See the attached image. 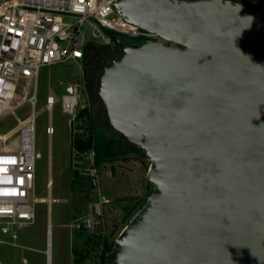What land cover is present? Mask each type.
<instances>
[{"label":"water","instance_id":"95a60500","mask_svg":"<svg viewBox=\"0 0 264 264\" xmlns=\"http://www.w3.org/2000/svg\"><path fill=\"white\" fill-rule=\"evenodd\" d=\"M113 4L181 47L118 39L122 55L100 75L108 122L143 148L153 184L107 264H264V12L231 0Z\"/></svg>","mask_w":264,"mask_h":264},{"label":"built area","instance_id":"2783aa9c","mask_svg":"<svg viewBox=\"0 0 264 264\" xmlns=\"http://www.w3.org/2000/svg\"><path fill=\"white\" fill-rule=\"evenodd\" d=\"M115 0H0V234L19 238V231L36 221V150L38 85L40 70L59 63L75 61L82 69V80L65 86L59 95L50 90L42 110L48 112L47 132L54 134L53 113L56 105L68 118L70 143L93 136L89 123L92 106L84 97V69L91 48H114L118 39L128 37L140 43L167 45L156 33L125 19L113 4ZM136 45V44H135ZM83 62V63H81ZM62 85V83H60ZM29 102L33 111L21 119L15 109ZM13 115L18 123L7 128L3 119ZM71 168L86 178L93 198L87 212L72 219L66 228L71 238L78 233L88 237H105L106 207L112 203L103 193V177L94 147L80 151L71 148ZM54 186L52 175L46 187L50 196ZM47 249L50 234L47 230ZM6 240L0 238V243ZM73 253V252H72ZM48 260L52 264V241ZM74 264L75 257L73 255ZM99 264L101 259L98 260ZM88 264V263H83Z\"/></svg>","mask_w":264,"mask_h":264},{"label":"rangeland","instance_id":"374dc122","mask_svg":"<svg viewBox=\"0 0 264 264\" xmlns=\"http://www.w3.org/2000/svg\"><path fill=\"white\" fill-rule=\"evenodd\" d=\"M243 1L244 4L254 8L253 5L258 0ZM168 46L177 47L174 42H170ZM112 54L113 49L108 47L90 49L88 64L83 70L85 78L84 97L90 101L92 106L91 118L94 134L96 131L106 137L120 138L125 144L132 145L108 122L104 103L97 94L99 78L103 72V67L99 63L100 59L102 58L101 60L107 66L111 63L110 56ZM121 55L122 52L117 53L116 58L118 59ZM82 77L80 64L75 61L43 67L40 70L39 101L35 107L37 112L35 145L37 152L40 153V158L37 161L36 195L42 198L43 202L36 205L35 223L20 230L19 235L28 234L35 245L46 248L47 230L50 224L52 231V264H74L72 247L78 246L85 250L84 247L88 246L86 244L88 236L85 233H78L71 238L66 225L72 219L78 218L87 212L89 197L93 193L88 188L87 179L77 182V188H71L73 173L70 163L71 143L67 116L62 113L60 105L55 106L53 113L54 134L50 137L47 132L48 112L42 110V108L45 106L46 96L50 90L61 95L68 83L82 80ZM88 80H92V83L89 84ZM32 111L33 108L29 102H24L15 109L16 114L21 119H24ZM2 122L7 128H12L18 123L17 119L11 114L4 117ZM129 156L128 159L119 158L113 162L104 161L99 166L103 177V193L112 200V203L106 207L105 237H110L112 232L115 231L113 236L117 238L130 222L126 217L127 209L124 206L127 205L130 208L132 203L130 204L129 200L126 199L127 197L134 195L138 196V199L143 198L151 189L153 190V187L149 185L151 182L148 180L150 161L147 157L140 159L134 153ZM50 174L54 179L51 196L46 187ZM49 197L52 198V202L47 201ZM99 258V253L94 250L92 256L86 259L84 263L99 264Z\"/></svg>","mask_w":264,"mask_h":264},{"label":"trees","instance_id":"16d2710c","mask_svg":"<svg viewBox=\"0 0 264 264\" xmlns=\"http://www.w3.org/2000/svg\"><path fill=\"white\" fill-rule=\"evenodd\" d=\"M232 1L244 3L243 0H232ZM121 40L126 45H135L140 42V40L138 39H134V38L127 39L123 36ZM89 123L91 125V129L93 130L91 115H89ZM74 145H76V147L82 152L91 147H94L97 152V163L99 166L104 161L113 162L114 160L119 158L128 159V157H130L129 155L133 153L136 154L140 159L146 158V153L143 150V148L135 145H127L120 138L106 137L104 134L97 133L96 131L95 134L93 131V136L87 140L78 139L76 141H71V148ZM72 173H73V180H72L71 188L75 189L77 188V182L86 178L79 176L73 170ZM149 185L153 187L152 183H149ZM88 188L92 191L89 181H88ZM152 191L153 190L151 189V191L147 193V195L143 198L138 199V196H134V195L126 198L129 200L130 204L132 203V206L130 208H128L127 205L124 206L125 209H127L126 217L128 218L129 221L135 215V213L143 207L147 199L150 197ZM93 197L94 196L92 195L91 197H89V199H92ZM113 233H115V231L112 232L110 237H102V236L88 237V239L86 240V244H88V246H85L86 248L84 247L85 250L79 248L78 246H73L72 252L75 255V263L83 264L86 261V259L92 256V252L96 250L97 253H99L101 263L107 264L108 262L107 255L113 250L116 240V237L113 236L115 234Z\"/></svg>","mask_w":264,"mask_h":264},{"label":"crops","instance_id":"0c3cea01","mask_svg":"<svg viewBox=\"0 0 264 264\" xmlns=\"http://www.w3.org/2000/svg\"><path fill=\"white\" fill-rule=\"evenodd\" d=\"M253 6L264 12L263 0H258ZM0 238L6 240L0 243V264H48L47 247L35 245L30 235L20 234L16 241L3 234Z\"/></svg>","mask_w":264,"mask_h":264},{"label":"flooded vegetation","instance_id":"af4514ba","mask_svg":"<svg viewBox=\"0 0 264 264\" xmlns=\"http://www.w3.org/2000/svg\"><path fill=\"white\" fill-rule=\"evenodd\" d=\"M177 47H181L180 45L176 44ZM110 49H113V54L111 56V62L114 60V59H117V53L120 54L122 52V49L120 48V46H115L114 48H110ZM102 59V58H101ZM100 59V64L102 65V67L105 66L103 60ZM88 83L91 84L92 83V80H88Z\"/></svg>","mask_w":264,"mask_h":264},{"label":"bare ground","instance_id":"6f19581e","mask_svg":"<svg viewBox=\"0 0 264 264\" xmlns=\"http://www.w3.org/2000/svg\"><path fill=\"white\" fill-rule=\"evenodd\" d=\"M41 199H42V198H41ZM47 201H51V202H52L53 200H52V198H51V197H49V198L47 199ZM41 202H43V199L41 200ZM50 207H51V206H50ZM48 227H49V228H50V230H51V225H50V224H49V226H48ZM51 241H52V239H51Z\"/></svg>","mask_w":264,"mask_h":264}]
</instances>
